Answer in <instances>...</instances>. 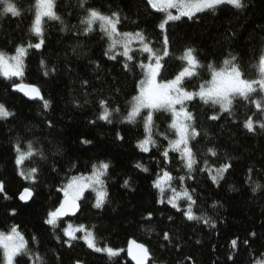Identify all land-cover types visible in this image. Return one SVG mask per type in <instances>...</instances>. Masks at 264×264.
Masks as SVG:
<instances>
[{"label":"trees","instance_id":"obj_1","mask_svg":"<svg viewBox=\"0 0 264 264\" xmlns=\"http://www.w3.org/2000/svg\"><path fill=\"white\" fill-rule=\"evenodd\" d=\"M13 2L22 15L0 18V51L8 55H14L16 47L21 44L39 40L32 32L36 13L31 0ZM56 4L57 14L65 24L44 21L45 45L40 50L29 51L24 62L23 79L8 80L0 75V102L6 103L16 113L14 118L0 120V178L7 181L8 195L12 197L10 200L0 199V232H7L12 225L19 224L29 246L39 252L45 264H75L78 259L83 264H132L126 252L109 259L107 255L92 252L82 240L74 242V247L68 249L56 240L57 235L62 240L66 239L61 229L52 230L43 224L46 212L63 199V194L56 189L65 182L66 176L90 175L91 166L105 160L111 163L109 176L105 178L110 203L100 212L91 207L93 200L90 199L84 204L82 213L67 222L89 227L95 225L94 232L101 246L127 249L130 240L146 242L154 253L156 264H185V256H192L196 264H252L254 259H259L264 254V129L257 124L256 131L250 133L243 124L248 116H252L254 122H264V114L250 103L236 98L231 114L223 113L218 121H211L207 117L218 113L219 106L205 105L199 100L192 102L190 108L197 116V128L201 132V137L194 142L198 149V163L194 166L193 179L186 180L183 185L174 180L173 186L178 191L182 187H188L190 191L195 187L197 204L194 211L197 215L210 217L217 223V228L212 229L202 221H187L182 213L167 203L159 204L157 201L161 194L153 187V181L158 174L162 176L161 169L164 167L172 171L174 177L187 171L178 153H170L171 163L168 165L157 162L161 160L160 149L168 146L159 133L166 132L170 139L175 138L173 130L168 129L170 114L162 111L154 114L156 127L153 138L157 147L147 154L140 152L136 145L146 135L142 119L138 117L135 124L122 121L130 110L129 101L136 94L137 80L142 78L141 70L137 68L134 72H125L121 66L122 57L119 56L117 61L108 60L104 52L109 41L98 28L87 36L76 37V31L82 32L85 27L80 24L85 15L80 0H56ZM88 5L99 8L105 14L119 11L120 31L143 30L155 42V48L160 46L159 30L155 25L159 23L158 18L162 19L165 14L154 12L146 0H88L85 8ZM65 26L68 28L66 32L61 30ZM233 31L236 33L235 42L225 35ZM168 35L173 51L168 71L162 73L161 78H171L185 65L176 57L191 46L197 50L204 67L197 69L198 76L185 81L190 90L210 81L212 73L207 65L211 63L217 69L222 67L229 51L238 56L246 78L258 79L259 57L264 55V0H248V6L243 11L220 6L215 12L207 10L198 13L191 20L184 17L168 25ZM134 55L140 59L146 56L140 53ZM41 60L44 61V68L41 67ZM90 61L99 63L100 68L96 69ZM53 68L54 72L51 71ZM45 70L50 71L48 77L43 76ZM84 79L89 81L88 86H82ZM14 82L38 85L52 100V109L45 111L41 102L27 100L12 91ZM117 87L119 91L113 92L112 89ZM259 95L262 94H252L256 98ZM101 98L110 99L115 107L120 108L119 113H113L111 125L104 121L94 125L89 123L101 112ZM77 104L80 106L77 107ZM46 119L54 122V129L47 128ZM117 132L125 137L124 141L114 139ZM17 137L21 139L22 150H26L27 143L32 141L34 148L41 149L45 157H33L23 165L25 170L31 167L40 169L36 185L38 195L30 206L21 204L17 199L23 186L28 184L16 174L13 145ZM81 138L91 139L93 144L86 149L79 143ZM209 147L217 149L216 157L207 154ZM205 160H208L209 166H218L225 161L233 164L231 175L221 182V187L213 185L206 172L198 171ZM70 162L75 164L71 171ZM138 162L148 167L149 172L136 169ZM53 165L62 169L58 175L50 171ZM250 167L254 169L251 181L247 177ZM125 178H130V189L121 186ZM254 183L261 184L255 193L252 192ZM85 195L94 198L95 194L88 192ZM166 198L164 196L165 201ZM214 202H219L216 208H212ZM180 205L184 208L183 204ZM12 207L17 210L16 216L9 215ZM149 212L152 213V221L144 219ZM169 215L174 217L172 221H168ZM67 223L61 222V228ZM164 230H169L170 235L174 233L173 245L161 240ZM253 231L257 233L255 238L250 237ZM33 236L35 241L31 239ZM237 237L241 243L234 250L230 241ZM245 239L249 240L248 246L242 244ZM161 243L166 247L160 248ZM56 255L61 257V261H56ZM229 256L233 259L229 260Z\"/></svg>","mask_w":264,"mask_h":264},{"label":"snow or ice","instance_id":"obj_2","mask_svg":"<svg viewBox=\"0 0 264 264\" xmlns=\"http://www.w3.org/2000/svg\"><path fill=\"white\" fill-rule=\"evenodd\" d=\"M36 2V15L33 23L32 32L39 38L38 42L27 45L21 44L16 47L14 55H8L4 51H0V75L5 79L17 78L22 80L25 75L24 58L27 56L28 49L40 50L45 45L43 19L47 17L49 20L59 21L61 25L65 24L64 19L61 18L56 11V0H35ZM146 3L156 13H164V17L158 18L159 23L155 28L159 30V47L155 48L154 41L150 40L143 30L139 31H120L118 25L121 24V13L119 11H111L105 14L99 8L88 5V0H80V7L84 8V18L80 20V24L84 25L82 32L77 30L75 35L78 38L81 35L87 36L94 31V25L99 22V31L103 33L110 41L104 55L111 61H117V57H122L121 66L125 72H134L135 69H140L142 78H139L134 89L135 95L132 96L130 103V110L124 121L129 124H135L137 118L142 119L144 133L146 134L143 139L139 140L136 147L142 153H150L154 147H157V141L153 138V129L156 127L154 121V114L156 112H166L170 114L171 122L168 124V129L173 130L175 138L170 139L166 132H161L159 135L168 142L166 148L160 149L161 160L158 163L168 165L171 163L170 153H178L180 160L184 162L183 167L187 170L185 174L174 177L172 171L167 167L161 169L162 176L158 174V178L153 181V187L156 188L160 195L157 201L159 204L164 205L167 203L171 208L177 212L182 213L187 221H202L212 229L217 228V223L206 215H197L194 211V206L197 204V199H194L196 188L182 187L178 191L173 186V181L178 180L181 185L186 180L193 179L192 173L196 171L195 167L198 163L197 160V137L201 136V132L197 128V116L191 110L190 105L193 101L199 100L203 104L218 105L220 111L213 113L207 118L211 121H218L223 113H232L234 99L240 98L244 102H248L255 107V109L264 114V95H259V98L253 97V93L264 94V55L259 57L258 66L260 69V76L258 79H248L245 77V72L242 64L237 55L229 51L223 60L222 67L216 68L213 64L209 63L207 67L211 69V80L205 81L198 85V87L190 88L186 86L185 81L191 80L193 77L199 75L197 69L204 67L198 58L197 50L194 47L188 46L183 54L177 59L184 61L185 65L180 68L178 72L173 74L171 78H161L162 73L168 71V61L171 58L173 51L172 44L168 35V25L170 22L178 21L181 17H186L191 20L197 13L206 10H215L220 6H231L232 8L243 11L248 6V0H146ZM170 9H176L178 15H173ZM20 17L22 15L20 8L13 0H0V18L4 16ZM127 19V17H124ZM62 31H68L65 26ZM225 35L229 40L235 42L236 33L226 32ZM133 44L137 47H133ZM117 46L122 50L117 51ZM79 47V45H77ZM75 52V48L73 49ZM134 53L146 54L145 59H140ZM41 67L44 68V61L41 60ZM95 64V68L99 69L100 64L95 61H90ZM70 71V69H68ZM52 72L55 69H51ZM49 70L43 71V76L48 77ZM87 79L82 80V86H88ZM12 91L21 93L24 97L31 101L41 102L42 108L45 111L52 109L53 103L50 98H47L46 93H43L38 85L14 82L12 84ZM113 92H118L119 88H113ZM80 105L77 104V107ZM99 108L101 112L96 118L89 121L90 124H96L98 121H104L111 125L113 113H119L120 108L115 107L112 101L108 98L99 99ZM143 113V116L141 115ZM16 113L11 111L4 102H0V120L7 121L14 118ZM48 129H54L55 125L51 119L44 121ZM264 129V122H254L252 116H248L243 124V127L248 132L254 133L256 126ZM207 133L205 132V136ZM115 140L124 141L125 137L117 132L114 137ZM79 143L82 146H90L93 144L91 139L81 138ZM13 150L16 153L14 163L16 166V174L21 177L28 184L23 186L22 191L19 192L17 199L24 205L30 206L35 203L37 193V182L39 179L40 169L38 167H31L28 170L23 168L24 162L33 157L44 159V153L39 148H34L32 141L26 145V150L21 149V139L16 138L13 145ZM59 151V149L57 150ZM56 153H53L55 155ZM207 154L211 157L218 155L215 147L207 148ZM111 167L110 161L100 160L98 163L91 166V174H75L66 176L65 182L56 189V191L63 194V199L58 202L52 210L46 212L43 219V224L50 226L52 230L61 229L63 237L56 236V240L68 249L74 247V242L82 240L84 244L92 252L97 254L107 255L109 259L119 257L121 253L127 254L134 264H156L153 258L154 253L150 250L146 242H138L133 239L129 241L127 249L114 248L108 245L101 246L96 239L94 232L95 225L91 227L85 224L73 225L67 223L65 227L61 228V221L69 216H77L82 213L84 204H87L90 199L93 200L91 207L102 212L105 206L110 203L109 193L107 190V181L105 178L109 176V169ZM233 164L230 161H225L218 166H209L208 160L204 161V166L198 171L207 173V178L217 188L221 187V182L231 175ZM75 168V164H69V171ZM135 168L144 173L149 172V168L143 163H136ZM62 169H58L53 165L50 169L51 172L57 175ZM178 171V170H177ZM253 168L247 169L248 180L251 181ZM130 178H125L122 187L130 189ZM171 192V195L164 199L165 188ZM261 188L260 183H254L252 192L255 193ZM134 190V189H133ZM235 190V189H233ZM94 193V198L86 196L85 193ZM0 199L10 200L11 196L8 195L7 181L0 178ZM183 199L187 202L186 208H182L179 200ZM219 202H214L212 208H216ZM222 207V205H221ZM10 216H16L17 210L12 207L9 209ZM152 213L149 212L144 217L147 221H152ZM168 221L174 219L173 216L167 217ZM80 234V235H78ZM173 235H170L169 230H164L160 237L162 241L167 242L168 245H173ZM257 233L255 231L250 233V237L255 238ZM33 241L36 237H31ZM200 243L199 240L196 241ZM239 238L230 241L232 249H237ZM244 246L249 245V240L242 241ZM164 243L160 244V248H165ZM56 261H61V257L56 255ZM229 260L233 259L232 256L228 257ZM185 264H196L192 256L184 257ZM0 264H45L38 251H34L29 246V241L25 239L22 234L19 224H14L7 232H0ZM75 264H83L81 260H76ZM252 264H264V254L260 255L259 259H254Z\"/></svg>","mask_w":264,"mask_h":264},{"label":"rangeland","instance_id":"obj_3","mask_svg":"<svg viewBox=\"0 0 264 264\" xmlns=\"http://www.w3.org/2000/svg\"><path fill=\"white\" fill-rule=\"evenodd\" d=\"M31 2L33 3V5H34V9H35V13H36V2H35V0H31ZM170 11L172 12V14L173 15H178V12H177V10L176 9H170ZM207 11V10H206ZM201 13V12H200ZM198 14V13H197ZM182 18H184V17H181V19ZM180 19V20H181ZM45 20H49L47 17H45L44 19H43V23H44V21ZM179 21V20H178ZM174 22H176V21H174ZM170 23H173V22H170ZM169 23V24H170ZM94 28H98L99 29V22H97L94 26H93ZM109 41V40H108ZM109 43H110V41H109ZM133 47L135 48V47H137V45H135V44H133ZM30 50H32V49H28V52H27V55H28V53H29V51ZM117 51H121L122 49L119 47V46H117V49H116ZM141 54V53H140ZM26 58V57H25ZM25 58H24V62H25ZM259 75H260V69H259ZM2 76V75H1ZM3 77V76H2ZM12 79H17V78H12ZM12 79H8V80H12ZM18 80V79H17ZM262 95H264V94H262ZM86 194V193H85ZM171 195V192L167 189V187L165 188V192H164V194H163V196H166V197H169ZM166 200H167V198H166ZM179 203L180 204H183V207L184 208H186V206H187V202L185 201V200H183V199H180L179 200Z\"/></svg>","mask_w":264,"mask_h":264},{"label":"water","instance_id":"obj_4","mask_svg":"<svg viewBox=\"0 0 264 264\" xmlns=\"http://www.w3.org/2000/svg\"><path fill=\"white\" fill-rule=\"evenodd\" d=\"M18 93V92H17ZM20 96H22L23 98H25V99H27L26 97H24L21 93H18ZM28 100V99H27ZM31 101V100H30ZM21 204H23L22 202H21ZM24 205V204H23ZM80 213H78L77 214V216H69V217H66L63 221H61V222H63V223H67L68 221H72V220H74V219H76L77 217H78V215H79ZM127 258H128V260L132 263V264H134V262L133 261H131V259H130V257H128L127 256ZM150 262L151 261H149V264H150Z\"/></svg>","mask_w":264,"mask_h":264},{"label":"bare ground","instance_id":"obj_5","mask_svg":"<svg viewBox=\"0 0 264 264\" xmlns=\"http://www.w3.org/2000/svg\"><path fill=\"white\" fill-rule=\"evenodd\" d=\"M200 137H201V136H200ZM200 137H199V138H200Z\"/></svg>","mask_w":264,"mask_h":264},{"label":"clouds","instance_id":"obj_6","mask_svg":"<svg viewBox=\"0 0 264 264\" xmlns=\"http://www.w3.org/2000/svg\"><path fill=\"white\" fill-rule=\"evenodd\" d=\"M128 247V246H127Z\"/></svg>","mask_w":264,"mask_h":264}]
</instances>
